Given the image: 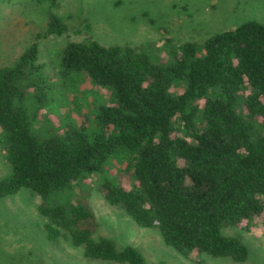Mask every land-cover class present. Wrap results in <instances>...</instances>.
<instances>
[{"label":"trees","instance_id":"obj_1","mask_svg":"<svg viewBox=\"0 0 264 264\" xmlns=\"http://www.w3.org/2000/svg\"><path fill=\"white\" fill-rule=\"evenodd\" d=\"M47 27V34L63 30L54 15ZM36 54L31 42L0 66V151L9 166L0 197L29 190L40 200L46 237L63 236L88 259L145 264L133 246L117 250L93 239L80 225L90 213L65 196L74 182L125 160L127 186L113 176L100 181L107 204L139 227L156 228L180 255L245 259V247L221 228L264 223V24L249 20L220 31L201 50L183 43L160 62L129 47L69 42L59 78L80 73L108 99L93 123L80 115L61 131L39 134L36 109L28 107L46 94L45 79L35 76Z\"/></svg>","mask_w":264,"mask_h":264},{"label":"rangeland","instance_id":"obj_2","mask_svg":"<svg viewBox=\"0 0 264 264\" xmlns=\"http://www.w3.org/2000/svg\"><path fill=\"white\" fill-rule=\"evenodd\" d=\"M51 15L63 26L58 34L46 33ZM249 20L264 24V0H0V66L36 43L35 76L45 79L47 87L40 101H28L37 113L33 130L36 134L61 131L65 121L78 122L80 115L93 123L97 105L108 99L103 89L80 73L59 78L60 53L67 43L93 40L103 46L129 47L153 61L168 60L183 43L201 50L208 37ZM181 90L182 86L171 88L175 93ZM125 163L112 160L105 174L83 177L65 194L90 213L80 225L93 239H107L117 250L133 246L145 264L262 263L264 223L258 218L248 230L232 225L221 228L224 236L245 247L242 262L204 253L180 255L162 242L156 228L137 226L120 207L107 204L100 192L104 176L128 185ZM8 172L0 151V179ZM39 201L27 189L0 197V264H121L88 259L81 246H71L61 235L49 240L36 209Z\"/></svg>","mask_w":264,"mask_h":264}]
</instances>
